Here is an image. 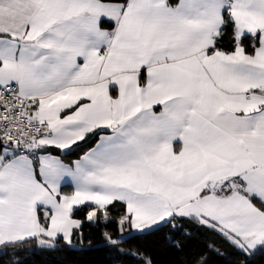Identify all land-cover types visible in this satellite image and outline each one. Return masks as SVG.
<instances>
[{
	"label": "snow or ice",
	"instance_id": "6c2138e0",
	"mask_svg": "<svg viewBox=\"0 0 264 264\" xmlns=\"http://www.w3.org/2000/svg\"><path fill=\"white\" fill-rule=\"evenodd\" d=\"M190 226L264 260V0H0V255Z\"/></svg>",
	"mask_w": 264,
	"mask_h": 264
},
{
	"label": "trees",
	"instance_id": "16d2710c",
	"mask_svg": "<svg viewBox=\"0 0 264 264\" xmlns=\"http://www.w3.org/2000/svg\"><path fill=\"white\" fill-rule=\"evenodd\" d=\"M86 150L85 147L68 156L66 162L78 158ZM189 231L190 237L184 238L183 233H180L174 238L183 244L182 252L171 248L159 234L147 236L138 243L156 264H194L202 254L207 256L209 264H238L232 250L217 235L195 226H190ZM213 242L222 250V256L212 253L209 245ZM0 264H124V261L117 252L103 247L97 230L91 228L86 230L83 245H77L74 250L45 252L34 244H27L0 255ZM256 264H264V260L257 258Z\"/></svg>",
	"mask_w": 264,
	"mask_h": 264
},
{
	"label": "crops",
	"instance_id": "0c3cea01",
	"mask_svg": "<svg viewBox=\"0 0 264 264\" xmlns=\"http://www.w3.org/2000/svg\"><path fill=\"white\" fill-rule=\"evenodd\" d=\"M72 190L71 188V185L70 184H66L64 187H63V191L65 192H70Z\"/></svg>",
	"mask_w": 264,
	"mask_h": 264
}]
</instances>
